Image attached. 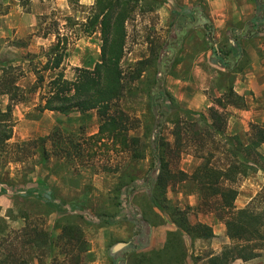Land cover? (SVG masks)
Listing matches in <instances>:
<instances>
[{"label": "rangeland", "instance_id": "374dc122", "mask_svg": "<svg viewBox=\"0 0 264 264\" xmlns=\"http://www.w3.org/2000/svg\"><path fill=\"white\" fill-rule=\"evenodd\" d=\"M19 1L24 9H28L29 0ZM78 1L68 0L70 13H66V8L63 15L51 9L38 16L35 33L41 36L59 31L58 50H52L53 45L26 54L15 51L14 47L6 48L7 44L28 46L31 34L0 42V47L6 46L0 52V121L9 118L10 122L2 123L12 125L8 140L0 136V192L4 188L14 190L9 193L12 202L7 210L11 216L9 224L0 217L1 264H25L29 261L39 264H114L115 259L119 260L117 264H138L140 259L148 256L146 253L164 247L169 231H173L168 229L173 226L168 216L172 208H185L183 205L188 193H196L199 200L196 183L188 179L176 181L180 177L177 172L182 170L191 175L207 159L214 166L227 168L233 161L230 150L235 141L230 140L231 144L225 136H237L245 144L252 126L264 125L250 123L248 131L240 135L227 133L226 124L224 134L212 133L207 125L213 121L212 108L217 109L227 123L230 111L245 107L252 98V91L244 96L237 91L241 84L235 83L236 75L243 77L248 68L250 58L247 53V60L242 62L245 65L243 71L233 75V94L228 96L225 90L219 96L210 94L208 106L188 109L176 95L179 91L187 94L193 88L175 81L182 78L194 82L196 65L205 66L208 73V62L218 66L212 59V50L225 42L232 44L235 50L244 51L246 44L264 43V35L256 33L249 38L244 35L250 26L252 31L264 26V0H252L255 5L253 13L246 9V15L223 18L220 23L222 18L215 17L214 20L210 16L207 0H142L135 3L125 23L126 44L121 60L125 88L118 104L128 116V135L139 139L137 152L140 157L114 148L110 140L95 142L89 138L97 132L99 125L95 110L47 111L44 114L39 106L44 102L42 96L48 90V80L58 71L72 80L76 67H92L99 58L100 33L97 29L89 33L87 24L95 0L90 6L81 5ZM197 4L203 7L213 23V44L206 40L200 26L202 18L198 16L193 22L182 24L178 21L172 26L174 13L188 14ZM6 8L0 2V10ZM198 12L195 8V13ZM175 29L182 31L179 51L172 55L173 50L167 49L164 54L170 61L178 60L173 72L164 77V87L172 102H165L167 113L162 118L161 128H155L156 107L150 92L155 89L156 65L162 57V49L168 39L173 38ZM232 31L238 38L236 44L232 39L227 40ZM55 54L63 57L58 69L51 68ZM30 58L31 61L22 65L24 59ZM204 59L208 60L207 64ZM28 71L35 74L34 81L24 80ZM38 76H43L42 82L37 81ZM261 91L264 96V87ZM252 101L256 103L254 98ZM8 105L11 106L9 116L1 113ZM18 109L19 112H15ZM19 116L27 122L23 128L18 126ZM5 128H0L1 133ZM27 131L30 137L21 139L18 134ZM13 134L15 138L11 139ZM155 134L167 144L163 147V159L169 162V168L176 176L174 183L165 180L164 186L154 179L151 142ZM249 158L253 156L249 155ZM254 167L264 170V162L257 160ZM252 172L248 169L247 175ZM247 175L237 174L233 186L237 189ZM26 188H33L35 192L27 194L23 192ZM254 198L256 201L252 205L257 210L263 208L264 186ZM134 207L149 225V228L145 227L149 231L147 245L140 250L131 246L137 243L133 234ZM194 208L191 207L189 213L192 222L198 215ZM66 225L78 226L82 232L81 241L63 234L62 228ZM118 242L127 244L111 256ZM202 242L194 240L190 246L186 242L185 247H198ZM81 245L88 249L80 250ZM196 259L192 257V260Z\"/></svg>", "mask_w": 264, "mask_h": 264}, {"label": "trees", "instance_id": "16d2710c", "mask_svg": "<svg viewBox=\"0 0 264 264\" xmlns=\"http://www.w3.org/2000/svg\"><path fill=\"white\" fill-rule=\"evenodd\" d=\"M140 1L142 0H95L91 8L92 12L87 17V24L89 33L96 29L100 33L101 44L98 60L92 67H76V75L72 80L65 78L62 71H58L55 76L48 80V90L42 96L44 102L39 106L40 110L62 113H68L75 109L80 112L95 110L99 118V125L97 132L89 138L95 142L104 141L105 139L110 140L114 148L121 151H130L136 157H140L139 152H137L139 139L136 136L128 135L130 129L127 124L128 116L118 102L125 88L121 66L126 44L125 23L133 11L135 3ZM195 8H198V13H195ZM197 16L202 18L200 26L205 33L206 40L213 44L215 42L213 23L200 4L191 8L188 14L174 13L171 23L172 26L178 21L182 24L190 23L198 18ZM263 28V25H260L254 31L247 28L244 35L249 38L263 31ZM180 29L173 31V38L170 37L166 42V46L161 52L162 57L159 58L156 65L155 89L150 92L153 105L156 107L155 128H161L162 118L167 113L164 110L165 102H172L171 96L164 87V77L173 72L172 69L178 60L175 58L170 61L167 55L164 54L167 53V49L169 51L173 50L172 55L177 50L179 51L178 45L182 39ZM183 33L186 34L187 31ZM230 39L234 40L235 44L237 43L238 38L237 35L233 34V31L227 37V40ZM58 48L59 45L56 44L51 49L58 50ZM212 51L214 63L226 70L225 93L228 96L232 95L233 75L243 71L245 65H242V62L247 60V55L243 49L235 50V47L228 42ZM62 60L61 54H55L51 68L58 69ZM43 79V76H38L37 81L42 82ZM211 111L213 121L211 124H207L208 128L212 129V133L224 134L226 124L224 116L217 109L212 108ZM10 112L11 106L8 105L6 111L1 113L9 116ZM3 121L10 122V119L5 118L0 121V128L7 127L5 131L3 130V133L0 131V136L3 140H8L12 134V125H3ZM252 127V132L248 133L249 136L245 144L237 136H225V139L230 143V140L235 141L234 145L231 143L232 149L230 150L233 161L228 164L227 168L214 166L207 159L199 164L191 175L182 170L177 172L180 177L176 181H186L188 179L197 185L199 200L194 211L213 213L219 220L224 222L227 235L234 240V243L225 247L219 255L210 257L208 264H228L235 257L251 258L257 255L255 250L264 249V207L257 210V207L252 205L256 198L243 208H237L234 205L237 189L233 184L237 180V174L246 176L248 169L256 171L254 165L257 160L264 162V156L258 149L261 143L264 142V125H253ZM151 143L155 182H160L162 186L165 185V180L174 183L176 176L171 172L169 162L163 159V153H165L163 147L167 144L163 142L158 134H155ZM249 155H252L253 158H249ZM145 179L148 180L149 177L146 176ZM154 200L157 202L156 198ZM133 210L132 219L135 222L133 234L137 243L131 246L139 249L147 245L149 231L145 227L149 228V225H147L146 219L139 215L137 208L134 207ZM190 210V206L185 208L175 206L172 208L168 216L175 228L173 231H169L164 247L146 253L148 256L140 259L138 264H184L187 258L192 259L187 250H190L188 247L193 241L196 238L209 239L213 234L211 227L207 224L190 220ZM62 232L70 239H78L79 241L82 239V232L78 226L66 225L62 228ZM186 242L189 244L188 249L185 247ZM81 249L85 251L88 248L81 245ZM113 252L111 251V256H114ZM118 262L119 260H114V264ZM20 264H23V262Z\"/></svg>", "mask_w": 264, "mask_h": 264}, {"label": "crops", "instance_id": "0c3cea01", "mask_svg": "<svg viewBox=\"0 0 264 264\" xmlns=\"http://www.w3.org/2000/svg\"><path fill=\"white\" fill-rule=\"evenodd\" d=\"M248 1L245 5L239 4L237 0H207L208 10L210 16L214 19L215 17L222 18L219 19V23L225 18H234L236 16L246 15V9H249L250 13L254 12L255 5L252 0H242ZM6 5V9L0 10V42L13 39L22 38L25 35L31 34L30 43L28 46H11L7 44L6 46L0 47V52L4 48H10L20 52L31 54L39 50V48H48L55 46L58 41L59 31L47 32L43 35H38L36 31V22L38 16L43 15L55 9L60 15L64 14V8H66V13H70L68 0H29L28 9H24L19 0H0ZM79 4L90 6L93 4L94 0H79ZM224 18V19H223ZM215 20V19H214ZM35 27V28H34ZM250 30L251 26L249 27ZM256 30V29H255ZM254 31V30H253ZM264 35L263 31L258 32V36ZM2 45V43L0 44ZM78 44H76L77 46ZM75 46V44H74ZM245 53L249 56V65L247 70L244 72V76L240 77L236 75L235 83H240L241 87L237 90L244 96H248V93L252 91V97L250 101H247V105L242 108H235L230 111L229 117L226 123V131L232 135L244 134L248 131L250 123H264V96L262 94L261 88L264 87V43L256 42L255 45L250 43L246 44ZM32 59H24V62H29ZM35 60V59H34ZM98 60V59H97ZM96 60V61H97ZM63 61V60H62ZM94 61L92 64H94ZM206 61V64L208 60ZM204 63V62H203ZM62 62L60 63V66ZM93 66V65H92ZM89 67V66H88ZM205 66L196 65L193 69L194 82L189 79H175L176 82L182 84L186 87H192L193 91L187 94L184 91H179L176 97L186 104L188 109H200L204 106H208V96L210 94L214 96H219L225 88V77L226 70L221 66H216L208 62V70H205ZM243 75V74H242ZM34 77V78H32ZM25 79H32L34 81L35 74L33 71L26 72ZM243 80V82H240ZM262 82V83H260ZM251 94V93H250ZM256 100L253 103L252 99ZM18 106H16V109ZM55 112L50 110H43L46 112ZM15 112H19V109ZM26 120L24 117L19 116L18 126L23 128L26 125ZM21 139L29 138V131L25 133L18 134ZM15 138L13 134L12 138ZM259 151L264 155V142L258 147ZM264 186V170L258 168L256 171L247 175L242 182L237 186V195L234 200V205L237 208H243L254 199V197L260 192ZM13 189H2L0 192V217L9 224L11 216L7 213V210L12 206L11 197L9 193H13ZM33 191V192H32ZM27 194L34 193L35 189L26 188L23 190ZM182 194V193H180ZM196 193H191L185 195L187 198L184 202L183 207L190 206L195 207L198 204V198ZM3 211V212H1ZM197 221L207 224L212 229L213 236L209 239L197 238L195 241L203 240V244L198 247L191 248L188 250V254L191 257L198 258L195 261L189 259L184 264H208V259L212 256L219 255L222 250L234 243V240L230 239L227 235V230L224 222L219 220L212 213H198ZM174 225L170 226L168 229H174ZM203 252H206L203 253ZM257 255L243 259L240 257H235L228 264H264V249L255 250ZM25 264H39L37 261H29Z\"/></svg>", "mask_w": 264, "mask_h": 264}, {"label": "water", "instance_id": "95a60500", "mask_svg": "<svg viewBox=\"0 0 264 264\" xmlns=\"http://www.w3.org/2000/svg\"><path fill=\"white\" fill-rule=\"evenodd\" d=\"M127 243L126 242H118L114 245L113 247V251H117L118 249H120L121 247L125 246Z\"/></svg>", "mask_w": 264, "mask_h": 264}]
</instances>
